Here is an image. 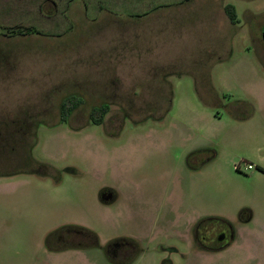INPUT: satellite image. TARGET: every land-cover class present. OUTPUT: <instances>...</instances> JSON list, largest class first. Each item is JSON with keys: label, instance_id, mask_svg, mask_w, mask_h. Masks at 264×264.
Wrapping results in <instances>:
<instances>
[{"label": "rangeland", "instance_id": "1", "mask_svg": "<svg viewBox=\"0 0 264 264\" xmlns=\"http://www.w3.org/2000/svg\"><path fill=\"white\" fill-rule=\"evenodd\" d=\"M148 3L175 5L0 0V119L41 121L36 165L0 176V264H264V0ZM72 225L100 248L49 252Z\"/></svg>", "mask_w": 264, "mask_h": 264}, {"label": "trees", "instance_id": "2", "mask_svg": "<svg viewBox=\"0 0 264 264\" xmlns=\"http://www.w3.org/2000/svg\"><path fill=\"white\" fill-rule=\"evenodd\" d=\"M186 1H191V0H186ZM224 11L230 23L235 24L236 13L234 6L227 5L225 6ZM25 31L26 32L24 33V35L37 33V31L32 27H27ZM71 105L74 108V104ZM70 110L71 109H69L67 102L61 105L60 117L62 118L61 120L63 123L66 122L67 116L70 115ZM94 111L98 112L100 118H102L107 112V105H102L100 106V108ZM29 119L31 120L30 124H28ZM92 122L94 125H100V121L95 120L94 118H92ZM39 124H41L39 118L36 117L32 118L30 115L28 116L27 114L21 117L12 118L11 120L0 119V162H1L0 176L22 173L30 169V167H32L34 164L36 165V161L31 156V149L32 146L35 144V139H36L34 134L35 127H37ZM257 169L259 172L264 174V169L262 168H257ZM63 230L64 231L62 232V239L64 240H68L82 233L85 235V237L88 240V244L85 247L86 249L100 248L98 237L91 230L72 227V226L65 227L63 228ZM53 235H55V232L53 233ZM49 237L46 239V247L48 250L52 252H60L72 248L66 245V242H60V245L59 244L53 245L52 243L49 242ZM126 241L128 242L129 246H132V248H134L135 241L133 239H126ZM112 243H115V240L112 242H107L104 246H102V249L105 252V258L110 260L112 263H117L122 260V259L117 260L119 257L123 258L124 256H126L125 254L128 249H124L123 251L124 253L121 256L116 257V259H112L110 258ZM135 245L138 244L135 242ZM140 252L141 249H138L135 255L133 252L132 255H130V258L124 262L127 263L133 262L136 259V257L140 254ZM127 253L129 254V252Z\"/></svg>", "mask_w": 264, "mask_h": 264}, {"label": "crops", "instance_id": "3", "mask_svg": "<svg viewBox=\"0 0 264 264\" xmlns=\"http://www.w3.org/2000/svg\"><path fill=\"white\" fill-rule=\"evenodd\" d=\"M45 1V0H44ZM104 1V3H103ZM141 1V3H146L147 5L149 4L148 3V0H84V3H85V11L88 12V15L91 16V18H98L100 17V15H102V10H106L108 14H111V15H121V16H125V17H130L132 19H137L139 21V19L141 18H145L146 16H149L151 13L155 12V10H159L160 8H167V6L169 7H172L174 6L175 4H170V5H162V6H153L152 3H150V9L145 11L143 14H137V13H134V3H135V7H139V2ZM184 2H191V1H186V0H183ZM44 3V2H43ZM182 3V1H180L179 3H176V5H180ZM119 4L120 5H123L125 4V8H127V10H120V11H114V10H110L108 8H118L119 7ZM229 5V4H227ZM225 5V6H227ZM42 6V5H41ZM181 6V5H180ZM123 8V6H121ZM144 7V6H142ZM148 7V6H146ZM235 8V7H234ZM89 9L90 12H89ZM96 9V10H95ZM124 11H131L130 13L129 12H126L124 14ZM124 15H123V14ZM128 14V15H127ZM130 25H132V29H131V36L133 38V44H134V22H132ZM203 149H197L196 152H200L202 151ZM195 152V153H196ZM261 173V172H260ZM246 212H247V215L248 218L245 220L246 223L248 222H251L252 221V217H253V213L250 209L246 208L245 209Z\"/></svg>", "mask_w": 264, "mask_h": 264}, {"label": "flooded vegetation", "instance_id": "4", "mask_svg": "<svg viewBox=\"0 0 264 264\" xmlns=\"http://www.w3.org/2000/svg\"><path fill=\"white\" fill-rule=\"evenodd\" d=\"M154 119V118H153ZM112 194V193H111ZM68 227H70V226H68ZM72 227H77V228H82V229H87V228H84V227H78V226H74V225H72ZM89 230V229H88ZM225 235L224 234H222V235H220L219 237H218V245L219 244H222L223 246L222 247H224L225 245L226 246H228V244H224V241H225ZM115 240V243H112V245H111V251L110 252H112L113 253V255L115 256V258L116 257H118V256H121L124 252V250L123 249H120V247H118L119 246V244H120V241H118L119 239H113V240H110V241H108V242H112V241H114ZM134 241L138 244V245H135V242H134V255H135V253L138 251V249H141V252H140V254L136 257V259L134 260V261H136L138 258H140L141 256H142V252H143V248H142V246H141V244L136 240V239H134ZM59 242H66V245H68L69 247H72V248H70V249H67V250H78V251H86L87 249L85 248L86 246H87V244H88V240H87V238L85 237V235L84 234H79V235H76L75 237H72V238H70V239H68V240H64V239H62V237L60 238L59 237ZM225 246V247H226ZM215 247L216 246H214V247H211L210 249L211 250H214V251H218V249L219 248H217V250L215 249ZM46 249H47V247H46ZM48 250V249H47ZM67 250H64V251H67ZM49 252H51V253H61V252H64V251H60V252H52V251H50V250H48Z\"/></svg>", "mask_w": 264, "mask_h": 264}, {"label": "water", "instance_id": "5", "mask_svg": "<svg viewBox=\"0 0 264 264\" xmlns=\"http://www.w3.org/2000/svg\"><path fill=\"white\" fill-rule=\"evenodd\" d=\"M261 40L264 43V26H263L262 31H261Z\"/></svg>", "mask_w": 264, "mask_h": 264}, {"label": "built area", "instance_id": "6", "mask_svg": "<svg viewBox=\"0 0 264 264\" xmlns=\"http://www.w3.org/2000/svg\"><path fill=\"white\" fill-rule=\"evenodd\" d=\"M247 169H248V170H251V169H252V166L248 165V166H247Z\"/></svg>", "mask_w": 264, "mask_h": 264}]
</instances>
